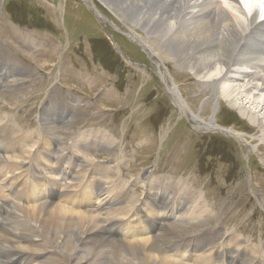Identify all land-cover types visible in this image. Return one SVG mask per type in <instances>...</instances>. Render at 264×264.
I'll return each instance as SVG.
<instances>
[{
  "label": "rangeland",
  "instance_id": "obj_1",
  "mask_svg": "<svg viewBox=\"0 0 264 264\" xmlns=\"http://www.w3.org/2000/svg\"><path fill=\"white\" fill-rule=\"evenodd\" d=\"M129 31V24L117 18L98 0H0V123L11 122V128L17 134L15 139L22 142L24 136H28L31 137L30 143L37 145H25L23 150L14 153L11 147H22V143L6 140L11 148L8 152H13L5 154L7 159L2 165L7 171L0 172V179L5 180L8 174L19 175V164L22 165L32 153L37 162H46L43 155L50 157L51 162L42 165L52 174L49 170H42V176L59 181L62 177L56 164L60 166L63 160L74 158L71 153L75 154V161L80 160L76 180L83 182L88 177L94 178L90 169L98 165V169L93 170L95 177L105 182L100 196L108 195L103 204L118 202V206L111 209H98L99 214L103 213L102 218L113 217L125 222V226L137 224L138 227L142 222L140 214L147 213V206L153 207L157 214L156 208L164 202L156 198V207L147 198L141 200L149 196V190L162 197V190L168 195L173 191H170V183L162 187L159 183L174 181L172 184L176 185L185 182V188L193 197L199 195L205 204L207 212L203 218L212 221L203 224L196 221L190 225L187 210L176 216L179 227L169 238L179 241L181 250L170 251L169 256L175 257L173 254L178 253L181 255L179 262L187 264H230L224 254L230 249L232 238L231 245L238 247L236 238L241 242L238 248L245 247L249 253L247 247H251L250 256L244 253L240 259L236 258L237 264H264V143L256 139L260 131L223 103L221 108L218 107L216 124L237 131L247 144L220 132L202 130L201 125L192 119L195 116L191 111L208 121L214 105L213 100H208L209 94L200 88L199 80L167 63L171 74L168 77L174 79L190 109L186 112L175 105L155 60L137 39L128 34ZM61 105L65 107L63 113ZM69 106L73 109L69 110ZM45 109L46 118L53 111L57 114L54 117L59 122H53L51 130L45 125L50 117L45 123L43 121ZM53 126L59 128V133H55ZM103 134L111 135L110 143L114 141L111 143L114 148L108 149L94 142L95 136L99 140ZM47 142L48 152L44 151L42 155L35 151L37 147L41 150ZM249 142L255 147L252 151ZM91 144L95 145L93 150ZM70 162H64L67 171ZM118 180L123 188L115 192ZM72 181H62L67 186H57L50 192L61 194L62 186L71 192L88 191L84 190L85 186L80 188L81 183L78 187L77 182ZM75 184L77 188H73ZM40 191L45 192L42 189L37 194ZM74 202L70 203L77 206ZM98 203L100 201H96L95 207L99 206ZM175 203L173 207L179 211L178 200ZM17 206L21 213V209L27 210L35 205ZM141 206H145L143 211ZM81 209L74 208L73 211H85V208ZM108 210H112L111 213ZM151 217L154 216L143 218L146 229L140 228L144 234L136 243L152 241L156 237L158 240L162 232L169 233L152 228L148 222ZM193 227L198 232L188 230ZM129 230L136 229L131 227L123 234ZM217 236L220 238L219 244L214 243L216 247L206 242V239H218ZM192 238L198 241L194 251H190ZM123 240L128 242L127 234ZM218 246L221 256L216 262V252L210 247L218 249ZM83 248L87 249V246ZM71 251L70 248L67 255L62 253V258L54 255L59 257L56 264H69L77 254L71 256ZM15 252L19 254V251ZM81 254L85 256L84 252ZM129 256L135 264H147L132 258V254ZM118 260L110 263L108 257L110 264H119Z\"/></svg>",
  "mask_w": 264,
  "mask_h": 264
},
{
  "label": "bare ground",
  "instance_id": "obj_2",
  "mask_svg": "<svg viewBox=\"0 0 264 264\" xmlns=\"http://www.w3.org/2000/svg\"><path fill=\"white\" fill-rule=\"evenodd\" d=\"M90 1L96 2V0ZM98 1H101L117 18L123 19L129 24L130 31L128 34L132 38L137 39L155 60L154 62L158 66L160 76L165 81V84H167L168 92L174 98L175 105L186 112L188 110L190 112V109L182 98L177 85L174 83V79L170 77V68L167 63L173 65L180 72L189 74L199 80L200 88H204V92L209 94L208 100H213L212 105H214L213 115L208 121L202 119L201 115H196L191 111L195 116L192 119L201 125L202 130L220 132L228 137H236L235 139L238 141L247 144L244 140L245 138L239 136L237 131L224 129L216 124V117L223 103L237 111L243 119L252 124L253 128L258 129L261 134L256 139H260L264 143V50L262 49L264 48V0ZM168 75H170V78ZM61 107L63 113L65 107L62 105ZM218 107L220 108L218 109ZM68 108L69 110L73 109L70 106ZM46 109L43 111V121L45 123L46 119L50 117L51 120L49 119L45 125L49 126L51 130L52 123L59 121L55 119L54 116H57V114L54 111L46 118L44 116ZM0 125V167L2 168L0 172H2L6 169L2 165L7 159L5 154L13 152H8V150L13 148L14 153H18L21 149L25 148V145L32 147L37 145L30 143L29 139L31 137L28 138V136H24L22 142L15 139L17 134H15L16 130L11 128V122H1ZM53 128L55 133H59V128L54 126ZM106 136L104 134L101 135L99 140L95 136L94 142L102 144L108 149L114 148L115 145L111 146V143L114 141L110 143L112 140L111 135ZM6 140L10 143L13 141L18 143L20 141L22 147L12 146L10 148ZM248 145L251 151L255 149L250 142ZM90 146L92 147L91 150H93L95 145L91 144ZM39 149L37 147L35 151L42 155L44 151L48 152L49 142L41 150ZM73 150L76 151V149ZM50 152L54 151L50 150ZM54 153L52 154L53 158H55ZM57 155L59 154L57 153ZM70 155L74 158L69 159L67 156L68 159L63 160L60 166L56 164L59 170L57 172L61 173L60 177H62L59 181L52 177H49L50 180L44 181L41 170L46 172L49 169L42 165V163L46 165L50 161V157L43 155L46 162H37L35 155H32V153L29 156L30 160L28 159L29 157L25 158L23 164H19L21 171L20 174L18 173L19 175L9 176L8 174L5 180L0 179V183H2V186H0V264H56L59 261V257L57 258L56 256V259L54 255L62 258V253L67 255L70 248L72 251L69 255L73 256L75 253L77 254L69 260V264H110L116 261L117 258L119 259V264H135L129 258L130 254H132V258L142 260L147 264H187L179 262L181 255L178 253L174 252L175 254L173 255L175 257L169 256L170 251L179 252L181 250L179 241H173L169 236L179 227L176 225L177 219L175 217L182 215L185 210L189 211L187 218L190 219V225L196 221H199L201 224L212 221L208 217L203 218L207 209L199 195L194 198L193 194L185 188L187 186H184L185 182L182 184L178 183L179 181L176 185L172 184L174 181L159 183L161 187L166 186V183H170L169 185L172 187L170 191H173L170 195L166 191L159 190L162 193L161 195H163L161 197L158 193L153 194L149 190V196H144L141 200L147 198L148 202L152 201L156 207V198L157 201L163 199L164 202L161 203V207L158 206L156 208L158 209L157 214L153 207H146L148 208L147 213L140 214L142 216L140 218L142 220L141 227L145 228L144 224L146 222L143 221L144 217L154 216L148 220L151 227L156 230L169 231V233L163 234L162 232L161 238L159 236L160 239L158 240H156V237L152 241L136 243L135 241H138V238L143 237L144 234L142 229H140L141 227L137 225L128 226L129 224L125 226V222L124 224L122 221H119L120 219L117 220L113 217L102 218V211L100 212L101 214L98 212V209L106 210L118 206V202L107 203V201V204H103V201L107 199V195L104 197L100 196L98 207H95L96 205L92 203L94 193L96 194L95 197L100 195L105 184L104 180L95 177L93 170L96 171L98 165L91 166L90 170H92V173L89 172L94 178L88 177L83 182H78L76 180V171L80 166L78 164L80 160L77 159L75 161V154L71 153ZM66 161H71L67 166L70 171H67L66 166H64V162ZM72 168H75L74 174L71 173ZM102 172L103 168L100 169V173ZM49 174H52L50 170ZM12 177H16L17 179H13ZM68 179L73 180L71 183L77 182V185L81 183L80 185L82 186L80 188L85 186L84 190H88L89 192H80L77 196L78 193L76 191L71 192L69 191L70 189L64 190V188L61 194L52 193L47 190L50 187L55 188L63 185L64 182H61ZM77 185L75 184L73 188H77ZM68 187L70 186L68 185ZM121 188H123V184L121 180H118L115 192H118ZM42 189L45 192L40 191L37 194L38 190ZM22 190H25V192L22 193ZM115 192L112 194L115 195ZM127 193L130 194L129 191ZM58 199L59 202H57ZM73 200L76 201L74 203L77 206L70 203ZM176 200L180 204L179 211L173 207L176 204ZM17 205L23 207L35 206L27 210L21 209V214ZM190 205L192 207L191 210ZM144 207L141 206L142 211ZM74 208L81 210L85 208V211L74 213ZM125 221L127 222L128 220L125 219ZM131 227L136 230H129L126 233L129 239L128 242L122 241L123 237L126 236L123 233L131 229ZM193 228H188V230L197 231L195 227ZM185 235H191V233H186ZM219 238L206 239V242L213 243V246H215L214 243L217 242L219 244ZM232 240L233 238L230 240L231 247L225 251L224 257L228 258L231 262L230 264H237L235 262L236 258L239 257L240 259V256L244 253L250 256L251 247H247L249 248V253H247L245 247L241 246V248H238L241 242L237 241L236 238L235 241L237 243L235 245L238 247L232 246ZM197 242L193 238L190 239V251H194L193 249ZM36 243L37 245H35ZM83 246H87V249H84ZM211 247L210 250L216 252L214 255L217 262L219 261V256H221L219 252L220 246H218V249H211ZM15 251H19V254ZM81 252H84L85 256ZM108 257H110V263H108ZM191 257L192 255L190 254V259ZM206 261L208 262L209 260ZM204 264L207 263L205 262Z\"/></svg>",
  "mask_w": 264,
  "mask_h": 264
}]
</instances>
